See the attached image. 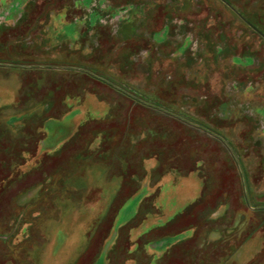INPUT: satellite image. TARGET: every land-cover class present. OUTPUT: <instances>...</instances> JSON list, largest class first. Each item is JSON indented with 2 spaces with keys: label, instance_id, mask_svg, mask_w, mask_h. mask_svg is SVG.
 Returning a JSON list of instances; mask_svg holds the SVG:
<instances>
[{
  "label": "rangeland",
  "instance_id": "374dc122",
  "mask_svg": "<svg viewBox=\"0 0 264 264\" xmlns=\"http://www.w3.org/2000/svg\"><path fill=\"white\" fill-rule=\"evenodd\" d=\"M0 264H264V0H0Z\"/></svg>",
  "mask_w": 264,
  "mask_h": 264
}]
</instances>
